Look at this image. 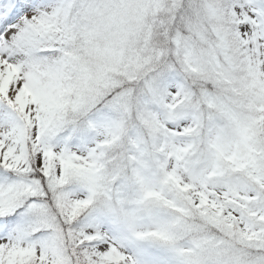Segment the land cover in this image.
<instances>
[{
    "label": "snow or ice",
    "instance_id": "snow-or-ice-1",
    "mask_svg": "<svg viewBox=\"0 0 264 264\" xmlns=\"http://www.w3.org/2000/svg\"><path fill=\"white\" fill-rule=\"evenodd\" d=\"M0 264H264V0H0Z\"/></svg>",
    "mask_w": 264,
    "mask_h": 264
}]
</instances>
